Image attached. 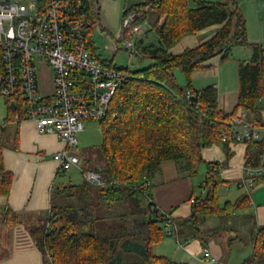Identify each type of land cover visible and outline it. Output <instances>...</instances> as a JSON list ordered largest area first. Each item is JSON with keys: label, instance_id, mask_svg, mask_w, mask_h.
<instances>
[{"label": "trees", "instance_id": "obj_1", "mask_svg": "<svg viewBox=\"0 0 264 264\" xmlns=\"http://www.w3.org/2000/svg\"><path fill=\"white\" fill-rule=\"evenodd\" d=\"M79 2L86 4L87 1L75 0L76 4ZM132 10L140 13L135 23L149 21L158 36V44L137 43L139 57L150 58L152 62L131 71L132 76L115 91L106 115L98 120L103 134V158L93 165L87 162L84 169L98 170L102 183L93 184L84 179L80 184L67 183L53 188L48 218L30 228L34 241L45 253L46 264H109L123 240L135 238L144 247L146 263L189 264L152 251L163 237L159 225L163 214L150 200L154 173L163 161L174 160L189 176L197 175L205 161L203 149L222 143L223 123L239 108L249 110L263 123L264 105L258 99L264 96V47L248 39L246 18L236 0H145L129 6L124 14ZM76 14H84L89 22L86 43L95 56L92 42L95 13L86 8ZM214 24L220 27L211 38L177 54L170 51L183 36ZM235 45L252 47V55L239 64L240 90L234 110L223 112L218 108L217 89L213 85L199 90L193 88L192 73L207 66L206 61L216 55L221 60L228 59ZM116 68L128 69L127 66ZM176 69L184 73L185 86L178 82ZM188 89L194 92L192 99L199 106L197 111L182 97ZM8 105L4 120L9 125L18 123L14 116L19 107ZM223 144L229 151L230 143ZM244 144L246 155L251 158H258L264 151V137ZM3 148L0 140V196L8 197L14 174L4 166ZM205 162L204 192L193 199L188 219L195 237L202 239L203 244L202 221L210 216H231L252 204L251 194L244 192L234 202L221 205L218 187L229 181L221 177L218 162ZM258 182H264V175ZM114 203L123 205L125 211L105 215L106 205ZM114 220H121L120 230L109 231L116 227L111 226ZM19 221L17 212L5 205L0 224L12 225ZM132 228L136 230L131 232ZM241 264H264V226H257L252 252Z\"/></svg>", "mask_w": 264, "mask_h": 264}, {"label": "built area", "instance_id": "obj_2", "mask_svg": "<svg viewBox=\"0 0 264 264\" xmlns=\"http://www.w3.org/2000/svg\"><path fill=\"white\" fill-rule=\"evenodd\" d=\"M86 1L76 4L75 0H0V95L12 107H19L15 122L31 120L40 133L53 134L64 144L56 152L61 171L80 163L82 157L75 152L77 133L84 130L86 121L106 115L115 91L132 76L131 67L124 70L107 66L91 53L86 43L89 22L84 14H76L86 8L96 14L95 0ZM139 14L129 11L122 20L123 46L131 59L141 54L135 41L143 32L142 22L135 23ZM42 63L52 70L51 94L40 89L38 70ZM193 96L194 92L188 89L182 97L197 111L199 106ZM258 100L264 105V96ZM223 124L222 143L257 142L264 137V119L260 124L244 112ZM8 125L7 120L0 124V140ZM242 169V176L234 183L248 190L264 175V151L258 158L246 155ZM82 172L86 181L102 183L98 170ZM161 213L167 235H177L171 215ZM209 255L208 248H203V256Z\"/></svg>", "mask_w": 264, "mask_h": 264}, {"label": "crops", "instance_id": "obj_3", "mask_svg": "<svg viewBox=\"0 0 264 264\" xmlns=\"http://www.w3.org/2000/svg\"><path fill=\"white\" fill-rule=\"evenodd\" d=\"M144 1L95 0L97 11L95 14L92 42L93 50L98 60L105 61L111 64V66L125 67L116 62L118 56L122 54L121 50L126 49L121 44L122 17L129 6ZM240 2L242 3L237 2L239 7L244 16L248 17V10L243 1ZM256 15L258 18V12ZM142 23L143 32L139 34L138 42L142 45L150 43L158 44V36L152 30L149 21L144 20ZM219 27V24H214L194 34L185 35L170 48V51L177 54L186 48L195 47L211 38L218 31ZM220 57V55H216L208 59L206 61L207 66L193 71L192 81L193 83L197 82L199 85L192 84V87L199 90L213 85L218 92V108L223 112H232L239 96V64L241 60L229 59L225 63H222ZM142 58L138 57L140 60ZM249 59H245L244 61ZM49 69L51 72V87L48 91L43 92L45 94H51L54 89L52 70L51 68ZM241 112H244L247 117L253 116L249 110L243 108L237 109L236 114ZM1 118L0 120H2ZM12 125H14L13 146L6 147L4 145L3 159L5 168L11 171L14 177L9 196H0V220L3 208L8 204L17 212L20 221L12 225L0 224V264H46L45 253L34 241L30 228L42 224L49 216L50 197L53 190V188L50 190L51 184L54 178L61 172L56 152L61 150L64 144L53 134L40 133L36 128V124L31 120H22ZM202 153L205 161L218 162L220 175L224 180L231 181L233 179V182H235V180L242 176V165L246 156V144L230 143L229 151H227L223 143H217L204 148ZM228 153L231 155L228 156ZM230 169H236L238 171L237 175L232 178L223 177ZM195 197L193 179L189 175L180 176L174 160L163 161L160 169L154 173L151 179L150 200L153 201L160 211L168 212L175 218L174 224L177 229L175 238L177 240L183 238L185 242L184 249L188 255L197 259L200 264H227L228 262L226 261L222 262L221 258L224 256L222 241L218 235H215L214 230L208 229L206 231L200 227L201 231L207 233L204 235L205 244H203L202 239L189 237L185 231L186 228L181 230L179 227V222L187 226L185 222L188 221L191 215L192 201ZM253 203L252 199L251 206H253ZM241 211H236L231 216H225L228 220L241 215L246 217V214H241ZM254 211L251 219L246 218L248 221L245 219L249 230L252 229V232H249L248 238L252 249L257 226H264V206H255ZM214 217L210 216L206 218L203 223H212ZM239 222L240 230L242 228L241 224L244 225L245 223L242 220ZM236 229L235 231H238ZM233 238L230 242L231 246L236 244V242L248 243L241 237L235 236ZM203 248H208L210 252L209 258L203 256ZM251 252L252 250L248 251L239 264ZM210 258H214L216 261L212 263L209 261Z\"/></svg>", "mask_w": 264, "mask_h": 264}, {"label": "rangeland", "instance_id": "obj_4", "mask_svg": "<svg viewBox=\"0 0 264 264\" xmlns=\"http://www.w3.org/2000/svg\"><path fill=\"white\" fill-rule=\"evenodd\" d=\"M239 3H242L240 1H243L246 9L248 10L249 16H245L246 18V26H247V33H248V39L252 42H258V44H261L264 47V0H236ZM258 12V18L256 13ZM124 17V16H123ZM122 17V20H123ZM122 25V22H121ZM143 26V23H141ZM126 36V35H124ZM255 40V41H254ZM136 43H138L139 39L136 36L135 37ZM121 44L123 46V40H121ZM124 47V46H123ZM121 56H118L116 59V62L131 67L132 70L144 68L145 66L149 65L152 62V59L150 58H142L141 60L138 59V57H134L129 59V51L126 49H122ZM252 55V47L250 46H239L235 45L233 46L231 50L230 57L226 60H221L222 63H225L227 60H245L248 58H251ZM176 77L180 85L185 86L186 85V78L184 73L180 69H176L175 71ZM39 75V85L42 92H46L51 87V72L50 69L47 67V65L41 64L39 66L38 70ZM192 84L199 85L197 82L192 81ZM8 103L6 102V99L0 95V117H2L0 120V123L3 122V118L8 113ZM3 115V116H2ZM13 137H14V125L10 124L6 127V129L3 132L2 141L3 144L8 146H13ZM78 138V144L77 148L75 149V152H77L81 157V161L78 165L72 166L71 168L61 171L52 181L51 188H56L61 183H75L79 184L84 181V176L82 170L86 167L87 162L91 163L92 165L95 163L101 162L103 156H102V150H101V144L103 142V134L101 125L98 120H88L85 123L84 130L77 133ZM177 165V164H176ZM206 162H202L199 171L197 175L191 177L193 179L194 187H195V195L198 196L200 194H203L204 192V184L206 181ZM177 170L180 176H187V172L183 169V167L177 165ZM238 171L235 170H229L226 174L223 175V177L232 178L236 176ZM187 174V175H186ZM55 186V187H54ZM248 192L251 194L252 199L254 201L253 206H250L247 209H244L241 211V214H246V217L241 215L239 217H233L231 220H228L225 215H218L215 216L213 219L214 221L211 222H204L202 221L200 227L204 230H214L215 235L221 239L222 246H223V261L228 262L227 264H239L241 262V259L243 256L248 252L252 250L251 244L249 243V232L251 233L252 229L249 230V226L246 224L247 219L252 218V214L255 212V206H264V183H257L250 187L248 190H246L243 187L237 186L233 179L229 182H224L218 187V198L221 205H223L227 201H235L242 193ZM56 195V194H55ZM107 213L110 214H121L125 211L124 206L121 204H111L106 205L105 210ZM240 218V219H239ZM247 218V219H246ZM246 219V220H245ZM243 221L244 225L241 224L242 228L239 230L240 222ZM248 221V220H247ZM110 223V221H107ZM105 223V222H101ZM121 223V220L112 221V225H115L116 227L108 229L109 231L120 230L118 225ZM185 224L187 226H184V223L179 222V227L182 230L183 228H186L185 231L188 233L187 235L189 237H195V230L190 225V221H186ZM160 227H162L163 231V237L162 240L159 241L157 244H155L152 247V251L154 254L157 255H164L168 258H171L172 260L178 261V262H184L189 264H200V262L195 259L194 257H191L187 254V252L184 249L185 242L183 238H180L177 240L175 238V235H167L166 228L162 220L159 221ZM141 227L140 225H138ZM238 227V228H237ZM237 228V229H236ZM104 229H107L105 227ZM233 229V231H232ZM238 230V231H235ZM136 229L132 228L131 232H134ZM209 233V232H208ZM207 234V233H205ZM238 236L241 237L243 240L247 241V244L236 242V244H233L231 246V238ZM180 243H179V242ZM123 246V254L119 256V259L122 261V264H149L144 261V255H143V249L140 247L142 245L136 238L133 239H125L122 242ZM119 252V251H118ZM223 264V263H222Z\"/></svg>", "mask_w": 264, "mask_h": 264}, {"label": "water", "instance_id": "obj_5", "mask_svg": "<svg viewBox=\"0 0 264 264\" xmlns=\"http://www.w3.org/2000/svg\"><path fill=\"white\" fill-rule=\"evenodd\" d=\"M13 106V105H12ZM123 244H121L120 246V250L119 252L114 256V258L110 261L109 264H120L121 260L118 262L117 259H119V256H121L123 254ZM140 247L143 249V254H145V250L144 247L142 245H140Z\"/></svg>", "mask_w": 264, "mask_h": 264}]
</instances>
